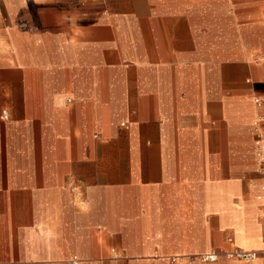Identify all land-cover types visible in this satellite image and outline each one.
Returning a JSON list of instances; mask_svg holds the SVG:
<instances>
[{
    "label": "crops",
    "instance_id": "0c3cea01",
    "mask_svg": "<svg viewBox=\"0 0 264 264\" xmlns=\"http://www.w3.org/2000/svg\"><path fill=\"white\" fill-rule=\"evenodd\" d=\"M257 134L264 0H0V264H242Z\"/></svg>",
    "mask_w": 264,
    "mask_h": 264
},
{
    "label": "built area",
    "instance_id": "2783aa9c",
    "mask_svg": "<svg viewBox=\"0 0 264 264\" xmlns=\"http://www.w3.org/2000/svg\"><path fill=\"white\" fill-rule=\"evenodd\" d=\"M258 104L259 102L256 101ZM257 124V121L254 122ZM122 127H125L124 124H121ZM255 149L257 152L258 164H264V137L262 134H257V138L254 142ZM241 262L242 264H257L259 258L264 257V249L262 251H243V250H235L234 252L228 255ZM219 258V254L215 251H211L209 253H204L197 256L198 261L202 263H213L216 262ZM77 259H72L68 262V264H78Z\"/></svg>",
    "mask_w": 264,
    "mask_h": 264
},
{
    "label": "rangeland",
    "instance_id": "374dc122",
    "mask_svg": "<svg viewBox=\"0 0 264 264\" xmlns=\"http://www.w3.org/2000/svg\"><path fill=\"white\" fill-rule=\"evenodd\" d=\"M256 162H258L257 152H256ZM263 167H264V164L259 165V164L257 163V174H258V175H263V174H262V173H263ZM240 239L242 240V242H246V241L248 240V239H244L243 237H241ZM242 242H241V243L239 242L241 246H243V247H245V248H247V249H250V248L246 247Z\"/></svg>",
    "mask_w": 264,
    "mask_h": 264
},
{
    "label": "bare ground",
    "instance_id": "6f19581e",
    "mask_svg": "<svg viewBox=\"0 0 264 264\" xmlns=\"http://www.w3.org/2000/svg\"><path fill=\"white\" fill-rule=\"evenodd\" d=\"M244 251H250V250H244Z\"/></svg>",
    "mask_w": 264,
    "mask_h": 264
}]
</instances>
